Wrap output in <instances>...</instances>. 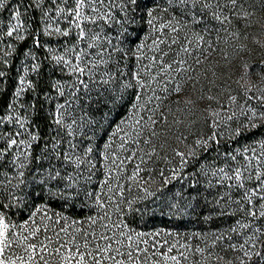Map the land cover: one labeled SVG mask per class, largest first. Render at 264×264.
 <instances>
[{
	"label": "snow or ice",
	"instance_id": "obj_1",
	"mask_svg": "<svg viewBox=\"0 0 264 264\" xmlns=\"http://www.w3.org/2000/svg\"><path fill=\"white\" fill-rule=\"evenodd\" d=\"M7 4L0 0V11ZM25 7L39 9L35 34L28 32L19 5L13 6L7 31L0 29V44L6 38L23 42L26 32L32 37L21 53L23 74L6 113L16 112L26 91L35 93L20 104L30 116L0 115V264H264V140L258 141L260 153L251 146L221 152L219 131L238 116L244 119L232 130L233 140L262 126L264 87L256 95L254 84L241 83L249 77L245 63L233 94L230 85L217 83L212 64L218 52L231 62L221 44L239 43L233 47L237 55L248 51L250 39L264 49V41L250 32L264 34V0H30ZM36 49L47 54L52 73L43 99L27 79L30 71L40 72V63L30 69L27 64L29 57L37 59ZM15 51L12 43L0 47V63L8 65L5 58ZM259 79L264 81V67ZM189 84L195 99L181 98ZM173 96L172 103L186 107L207 102L203 124L210 131L194 134L191 144L183 135L175 136L177 146L170 142ZM9 123L12 129L5 130ZM208 152L224 166L200 163L188 188L172 194V182L186 181L181 173ZM97 158L104 163L98 165ZM160 161L165 167L158 168ZM101 167L106 178L100 191L91 190ZM199 176L206 179L203 188ZM126 191L136 195L128 198ZM55 202L62 209L95 211L72 219L52 211ZM156 208L181 222L203 216L206 223H232L194 232L183 243H150L161 233L135 231L126 221L152 218Z\"/></svg>",
	"mask_w": 264,
	"mask_h": 264
},
{
	"label": "rangeland",
	"instance_id": "obj_2",
	"mask_svg": "<svg viewBox=\"0 0 264 264\" xmlns=\"http://www.w3.org/2000/svg\"><path fill=\"white\" fill-rule=\"evenodd\" d=\"M12 22V21H11ZM10 23V22H9ZM9 25V24H8ZM251 38L252 39H259L261 41H264V34H260L257 29H251ZM40 39L43 41L45 39H48L46 37L40 36ZM51 44H55V40L50 41ZM245 43L248 44V51L244 53H239L237 55L236 52L233 51V47L238 48L239 43L232 41L230 44L232 46L221 44L220 47L227 51L229 53V59L230 63L228 61H225L222 57V53L218 52L213 54L212 57V64L216 65V72L217 76L220 77V79L217 80V83L222 86L230 85L231 88L234 90L233 94H238L239 91V85L235 83V81L239 80L241 75L244 72L243 65L247 63L250 65L249 68V77H246L244 80L241 81V83L246 84L247 86H250L252 84L255 85L253 88V93L256 95H259L260 93L257 91L259 88L264 87V81L259 79L260 75V68L264 67V63H261L264 61V49L259 48L257 45H254L251 43V39L249 41H245ZM47 55V54H46ZM7 58V57H6ZM25 62V58L22 56L21 61L19 62L18 66L20 71V75L23 74V67L22 64ZM34 61L31 60V57L27 59V64H31ZM218 62V63H217ZM50 76H52V73H50ZM197 89L200 88V85L196 86ZM55 93L53 92V95ZM185 96H192L195 99V95L192 91V86L189 84L186 86L185 93L182 94L181 98H184ZM177 97L173 96L171 100L168 102L169 106L173 110V116L170 117L169 123L171 125V137L170 142L173 146H177L179 143L175 140V136H187L188 141L187 143L191 144L197 137L194 134H199L201 132H209L210 129H206L203 124V108L206 106L207 102H200L196 106H185L183 104L177 105L175 103H172L171 101L176 100ZM60 102H63V98ZM20 104H25L24 101L19 98L16 101V112L14 113H6L5 114H11L15 116V114L19 113L22 116H28V112H24L20 108ZM48 106V105H47ZM54 106V105H53ZM215 107V105H213ZM237 112H239V109H235ZM124 111H127V105L125 106ZM173 119L181 120L183 121L182 124H172ZM243 117L238 116L237 120H234L230 122V125L228 128H225L223 124H221V127L219 131L223 134L224 139L221 140L220 144V151L224 152L225 150H241L245 147H255L257 153H260L262 151L258 141L264 140V124L262 126L252 129L251 131L245 130L244 133L239 136L235 137L233 140L231 137L234 136L233 129L237 126V121H243ZM257 123H261L260 121H257ZM12 124H7L5 127V130H11ZM33 131V129H32ZM111 131V130H109ZM23 138V137H22ZM79 139L78 137L76 138ZM100 145H103V140H101ZM179 147L184 150V145H179ZM216 153L215 152H208L205 154L200 155L199 157V163H197L196 160H192L187 168L184 170L181 175H187L188 179L181 183L180 181H173L172 185L169 186L170 192L174 194L176 191L188 188V184L191 183L193 177L192 173L195 171L196 168L200 166V163L206 164L209 167H216V166H224L223 159L215 160ZM177 162L179 158H176ZM98 165H102L104 162L102 159L97 158ZM173 165H168L169 168H171ZM235 166V165H233ZM165 167V164L163 161L158 162V168ZM132 165L128 166V174L131 173ZM71 171V169H69ZM11 175V173H9ZM115 175V174H114ZM2 178V177H0ZM104 170L101 167L100 171L96 173V175L93 177V182L91 185V190L94 191H100V182L105 179ZM201 181L200 187L203 188V184L206 182V179L203 176L197 177ZM121 183H125V181L121 180ZM17 183L15 179H13V184ZM112 183H116L115 180L112 181ZM159 184V177L157 176V185H153V188L157 187ZM104 191L106 192L107 189L105 188ZM6 195V193H5ZM136 195L135 192L128 193L125 192V196L128 198H131L132 196ZM142 195V193H141ZM233 196L238 198L236 193H233ZM8 201L5 200V203ZM37 204L40 203V201L36 202ZM145 204H151V201H145ZM123 206V205H122ZM115 206L113 205V208ZM153 207H156L153 205ZM51 209L54 212H63L65 215L70 216L72 219H86L89 214H94V209L84 208L81 210L79 207H77L75 210L68 209V208H61L58 202L51 204ZM27 214L20 216H13L12 220L13 222H20L22 221ZM113 219H116V216H113ZM146 221V222H145ZM129 223L130 227L133 228L135 231H141L148 234H151L153 232H160L161 235L154 238V240L150 241V243H153L155 241L163 242L164 240H168L169 243H175L176 241H180V243L184 242L185 237H191L194 232L198 231H204V232H210L216 229H224L229 224L232 223L230 219L227 218H220L215 219L212 222H204L203 216L200 217L199 220H196L194 217L192 219H188L187 217L184 218L183 222L178 221L175 218H169L167 215V211L165 210L164 214H161L159 208H156V215L152 218H148V215H145L144 220L136 219L132 220L129 218L127 221ZM171 232L174 233V235H166V233ZM175 233H178V235H175ZM196 240H189V243L195 244Z\"/></svg>",
	"mask_w": 264,
	"mask_h": 264
},
{
	"label": "trees",
	"instance_id": "obj_3",
	"mask_svg": "<svg viewBox=\"0 0 264 264\" xmlns=\"http://www.w3.org/2000/svg\"><path fill=\"white\" fill-rule=\"evenodd\" d=\"M29 2L30 0H23V3H21V0H8L6 8L3 11H0V29L7 31L8 24L11 22V12L13 10V6L19 5L20 11L22 13L21 19L25 22V25L28 26V32L35 34V18L39 14V9L26 8L25 6ZM24 34L27 36V39L23 42H17L16 40L6 38L4 43L0 44V47H6L7 43H12L16 46V51L13 53V55L11 57L5 58L9 60V64L5 65L0 63V71H4L6 73L5 77L0 78V115L5 114L7 104L13 99V93L18 86L21 71V69L19 70L20 66H18V64L22 58L21 53H23L32 45V37L28 36L27 32ZM35 52L37 59L33 63L41 64L40 72L39 75H37L36 73H32L30 71L27 79L33 81V83L36 85V92L41 93V99H43V93L49 90L48 84L51 80L50 61L45 59L46 53H44L43 49H36ZM33 63L28 64L29 69ZM34 95L35 93L29 90L22 95L21 99L25 104H27L33 100ZM45 107H48L47 103L45 104ZM30 115L31 112L29 111L28 116ZM40 127L42 131H46V129L43 128L42 121L40 122ZM33 131H36V129L33 128Z\"/></svg>",
	"mask_w": 264,
	"mask_h": 264
}]
</instances>
